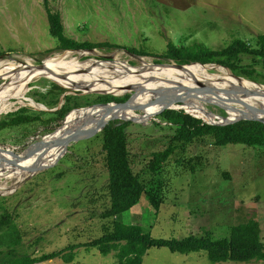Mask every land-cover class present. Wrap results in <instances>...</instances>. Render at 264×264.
<instances>
[{
  "label": "rangeland",
  "instance_id": "374dc122",
  "mask_svg": "<svg viewBox=\"0 0 264 264\" xmlns=\"http://www.w3.org/2000/svg\"><path fill=\"white\" fill-rule=\"evenodd\" d=\"M47 2L52 11L60 14L67 37L78 42L106 41L122 48H96L95 53L60 50L50 32L45 0H0V59L24 64L28 58L33 65H39L49 57L70 51L72 57L81 61L93 59L94 64L111 62V57L140 67L138 59L128 55L126 49L164 55L169 42L179 48L204 46L219 50L237 39L257 48V36L264 34V0ZM149 55H145L148 62L168 61ZM243 58L241 68L254 67L258 79L255 82L262 84L261 59ZM18 63H12V69L20 70ZM209 71L222 74L213 68ZM8 79H0V85ZM53 83L46 77L29 80L21 89L22 98L8 99L12 107L2 115L27 108L26 114L40 116L41 120L0 131V168L5 160L15 156L47 155L70 112L104 103L98 101L96 94L74 95L76 98L64 101L60 107L69 106L66 115L56 119L57 115L50 113L58 111L54 108L59 103L49 106L47 101L51 97H42L53 90ZM124 94H129L130 100L133 98V93L127 91L116 96ZM24 98L54 110L25 107L21 104L23 100L28 102ZM157 103L144 97L135 107L136 114L150 113L151 106ZM205 107L215 120L228 116L222 106L205 103ZM108 116H94L96 121L89 126L78 122L65 139V150L47 167L17 183L7 180L12 190L0 194V237L5 236L0 241V258L37 256L71 244L85 245L102 235L103 226L112 218L103 217L110 211L111 202L106 191L108 172L102 150L103 135L97 125ZM129 132L133 169L159 200V209L152 205L148 195H143L131 210L117 216L119 220L138 225L156 238L180 239L208 233L220 239L228 237L231 226L256 219L264 241V147L231 144L217 147L211 136L200 137L177 150L159 171L151 172L148 170L151 153L165 149L168 144L171 134L168 122L153 114L136 119ZM7 164L6 174L17 171L16 161ZM16 233L20 234V241L14 245ZM38 264H117V259L114 252L102 255L96 247L80 246L74 249V260L70 263L57 257ZM142 264H264V259L211 263L205 251L180 254L167 247H153L144 255Z\"/></svg>",
  "mask_w": 264,
  "mask_h": 264
},
{
  "label": "trees",
  "instance_id": "16d2710c",
  "mask_svg": "<svg viewBox=\"0 0 264 264\" xmlns=\"http://www.w3.org/2000/svg\"><path fill=\"white\" fill-rule=\"evenodd\" d=\"M45 10L50 26L51 34L57 39L60 50H88L93 48L113 49L120 46L109 42H78L64 34V26L58 12L51 10L47 0H45ZM257 48L249 46L244 40L237 39L230 45L219 50H213L204 46L179 48L172 43H168L167 51L164 55H154L139 52L136 49L128 51L140 55L163 57L174 60L180 64H190L200 62L203 64H219L227 67L235 75H244L252 81H258L257 71L252 68H241L243 57L260 58L264 67V34L257 36ZM122 48V47H120ZM159 62V61H158ZM264 78V77H263ZM264 84V80L261 81ZM258 83V82H257ZM53 90L42 95L46 98L47 105L58 103L60 95L66 90L56 83L52 84ZM98 96L99 102H125L129 94L121 97L113 95ZM76 98L74 95L65 97L66 103ZM78 105L79 103H75ZM69 106L50 113L57 115L56 119H61L68 112ZM27 108H22L0 117V131L28 124L41 120L40 116L26 114ZM167 121L171 134L165 149L151 153L148 170L159 171L170 157L187 143L196 138L211 136L213 143L217 147L227 145H242L246 147H264V124L251 120H241L227 125H211L195 113L188 112L183 108L167 107L157 114ZM133 120L106 119L100 123L98 128L102 131V150L105 154V167L108 172V184L106 191L110 197L111 209L103 217L112 218L109 224L103 226V233L85 245H68L63 249L42 253L37 256H20L9 259L0 258V264H38L60 257L65 263L74 260V249L80 246L96 247L102 255L115 253L117 264H142L146 252L153 247H167L173 253L189 254L192 252L205 251L211 263L219 262H250L264 259V241L261 235V225L256 219H248L231 226L228 237L214 239L208 233L205 235H187L177 238H156L150 232L144 231L140 226L125 223L117 218L123 212L129 211L137 205L143 195H148L152 205L159 209V200L146 189L140 176L133 169V162L129 152V128L133 125ZM14 245L20 241V234L16 233ZM13 235V236H14ZM5 236L0 237V241ZM11 234L7 236L8 239ZM4 241V239H3Z\"/></svg>",
  "mask_w": 264,
  "mask_h": 264
},
{
  "label": "bare ground",
  "instance_id": "6f19581e",
  "mask_svg": "<svg viewBox=\"0 0 264 264\" xmlns=\"http://www.w3.org/2000/svg\"><path fill=\"white\" fill-rule=\"evenodd\" d=\"M80 54L85 55L87 53L81 52ZM86 61H81L79 57H72L70 51L45 59L42 67H36L28 58L26 61V67L13 60L10 62L7 59H0V79L7 80L11 77L8 79L9 81H4L3 84L0 85V113L8 111L12 107L11 105L13 103L8 100L9 98H22L21 89L24 84L29 80L32 81L33 79L40 77L55 80L65 88L87 87L92 90L97 89L122 93L128 86L133 85L131 87L141 86V90L144 91V93L149 90L167 91L169 95L183 100L188 112L195 113L210 122L215 119L210 117L208 109L205 107V98L212 96L204 91V94H202L201 97H195L189 93H185L188 88L200 89L197 82L212 88L228 90L231 96L242 100L246 104L264 109V85L243 77L241 79L235 78L232 76L230 70L217 64L201 65L196 63L186 65L183 68H175L156 67L150 65V62L148 61H146L148 63L143 62V64H141L142 67H134L127 62H120L116 59L113 62L106 61L95 64L93 59ZM12 63H18L20 65V70L12 69ZM22 68L28 69L23 70ZM212 68L217 69L222 74H211L209 69ZM60 74H66L68 76L67 79L58 77ZM224 74L226 76H223ZM165 80H169L170 83L165 82ZM74 83L79 85L74 86ZM172 83H174V85L175 83H178L180 89H174ZM139 94L140 92H138L136 96ZM27 101L30 102L31 106L36 105L38 109L41 108V106L35 101ZM25 102L26 101L23 100L21 104H24ZM153 108H155L154 105L151 106L150 112ZM115 111H121L122 117L137 116L135 107H130V104L117 106L111 104V109L109 110H90L84 113L78 111L71 112L67 117L68 121L65 128L68 129L74 126L79 114H83L80 121L84 122L86 126H89L94 120L96 121L94 116L97 115L102 117L107 114L117 115V112ZM227 111L229 112L230 118L237 115V112L231 110ZM63 130L64 129L60 130V134ZM64 150L65 149H63L62 146H57L56 149L51 150V152L44 156L45 158H43L44 161L42 163L36 165H32L31 163L35 157L23 161L21 159L16 160V163L19 164V166L15 173L6 174L5 172L8 164L2 165L0 168V194H5L12 190V188L7 185V180H13L17 183L19 180L22 181L23 178L27 176H32L47 167L58 155L62 154Z\"/></svg>",
  "mask_w": 264,
  "mask_h": 264
},
{
  "label": "water",
  "instance_id": "95a60500",
  "mask_svg": "<svg viewBox=\"0 0 264 264\" xmlns=\"http://www.w3.org/2000/svg\"><path fill=\"white\" fill-rule=\"evenodd\" d=\"M82 51H89L91 53H95V48L88 49V50H82ZM126 52H127L128 55L138 59V61L141 64H143V62L148 63V62H146L147 59L145 60V56H141V55L132 53V52L127 51V50H126ZM109 59H111L110 60L111 62L114 61V60H112L111 57ZM95 63H100V61H95ZM196 63L201 64V65L212 64V63L203 64V63H200V62H192L190 64H196ZM149 64L153 65V66H156V67H175V68H183L186 65H189V64H180V63L174 62V61H172L170 59H168V61H165V62H150ZM23 65H24V67H26L27 66L26 62ZM42 65H43V63H41L39 65H35V66L36 67H42ZM217 65H219V64H217ZM219 66H222V65H219ZM140 67H142V66H140ZM222 67H224V66H222ZM224 68H227V67H224ZM22 69H26L27 70V68H22ZM228 70H230V69H228ZM230 72H231V70H230ZM231 74L235 78H238V79L242 78V77H240L238 75L233 74L232 72H231ZM58 77H60L62 79H67L68 76L66 74H60ZM52 81L55 82L56 84H58L59 86L63 87V85H61L57 81H55V80H52ZM165 82L170 83L169 80H165ZM172 84L174 85V83H172ZM197 84L200 86V89L188 88L185 93H189V94H191L192 96H195V97H201V95L204 94L203 93V91H204L205 93H207V94L212 96V97H209V98H205V103H211V104H215V105H218V106H222L223 108L226 109V112L228 114V116L226 118H224V119L214 120V121H211V122L210 121H206L205 119H203L201 117L204 120V122H206L207 124H211V125H227V124H232V123H235V122H238V121H241V120H251V121H256V122L258 121V122H261V123L264 124V109L257 108L255 106L246 104L242 100L231 96L228 90H220L218 88H212L210 86H207L205 84H201L199 82H197ZM78 85L79 84H75L74 83V86H78ZM131 86H133V85H131ZM131 86H128L126 88V90L124 91V92L127 91L128 93H131V92L133 93V98L131 100H130L131 97H129L125 102H122V103H117V102L96 103V104H92V105H89V106H86V107L78 108V109H76L74 111H78L80 113H84V112L90 111V110L91 111H101L102 109L109 110V109H111V104H115L116 106L117 105H123V104H130V107H136L142 101V99L144 97H151V98L155 99L158 102L157 105L155 106V108H153V110L150 113H148L146 115H143V116H138L137 115L136 117L135 116L134 117H122L121 116V114H122L121 111H115V112H117V115H109L108 117L103 119L100 123L104 122L106 119H109V118H111V119L120 118V119H123V120L136 121V119L145 118V117H148V116L153 115V114L156 115V114L159 113V111H161L162 109L167 108V107L183 108V109L187 110L186 104H185V102L183 100L178 99L175 96L169 95L167 93V91L149 90L146 93H144V91L141 90V86H138V87H136V86L135 87H131ZM80 87H84V86H80ZM173 88L177 89V90L180 89L179 88V84L175 83ZM65 89H66V91L59 98L58 106L56 108H54L55 110L59 109L62 106V104L64 103V99H65V97L67 95H75V94H80V95H87V94L106 95V94H109V95H113V96L117 95V93L113 92V91L97 90V89L92 90V89H89L87 87H84V88H79V87L78 88H65ZM138 92H140V94L138 96H136ZM25 100H27V99L25 98ZM231 104H233V105L237 104L238 107L232 106ZM22 105L32 107V108H34L36 110L52 111V110L46 108L42 104H39L41 106V108H39V109L37 107L31 106L30 102H25ZM227 110H231L233 112H237V115L233 116L232 118H230L229 112ZM2 113H4V112H2ZM2 113H0V115ZM68 115L65 117V121H64V125L65 126L62 127V129H64V130L61 132V134H59L60 136L56 140L55 144L53 145L52 150L56 149L57 146H62V148L64 149L66 137L68 136L69 132H71L72 130L76 129L77 123L80 122L81 116L83 114H79V116L76 118V124L74 126H72V127L67 129L65 127H66V123L68 121V118H67ZM99 124L97 125V128H98ZM43 158H45V157L44 156H39L38 158H35L34 160L31 161L32 165H36V164L42 163L44 161ZM20 159L27 160L29 158L27 156H23V155L22 156H15V157L12 158V160H5L4 164L6 165L7 163H12V162H15L16 160H20Z\"/></svg>",
  "mask_w": 264,
  "mask_h": 264
},
{
  "label": "clouds",
  "instance_id": "9594fccd",
  "mask_svg": "<svg viewBox=\"0 0 264 264\" xmlns=\"http://www.w3.org/2000/svg\"><path fill=\"white\" fill-rule=\"evenodd\" d=\"M96 49V48H95ZM79 50H83V49H79ZM127 50V49H126ZM128 51V50H127ZM136 54V53H135ZM138 55H140V54H138ZM141 56H145V55H141ZM165 59V58H164ZM168 60V59H167ZM171 60V59H170ZM172 61H174V60H172ZM160 62V61H159ZM175 62V61H174ZM232 72V71H231ZM64 88V87H63ZM66 90V89H65ZM63 94V93H62ZM75 95H78V94H75ZM80 95V94H79ZM125 95V94H124ZM130 97V96H129ZM28 100V99H27ZM33 101V100H32ZM64 101H65V99H64ZM58 103H59V101H58ZM26 107V106H25ZM32 108V107H31ZM60 109V108H59ZM58 110V109H57ZM41 111H44V110H41ZM53 111V110H52ZM3 114V113H2ZM1 114V115H2ZM0 115V116H1ZM113 119H117V118H113ZM120 119V118H119ZM131 210V209H130Z\"/></svg>",
  "mask_w": 264,
  "mask_h": 264
}]
</instances>
